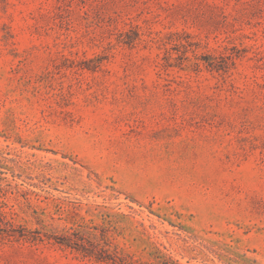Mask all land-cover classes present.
<instances>
[{
	"label": "rangeland",
	"instance_id": "rangeland-1",
	"mask_svg": "<svg viewBox=\"0 0 264 264\" xmlns=\"http://www.w3.org/2000/svg\"><path fill=\"white\" fill-rule=\"evenodd\" d=\"M0 264H264V0H0Z\"/></svg>",
	"mask_w": 264,
	"mask_h": 264
}]
</instances>
